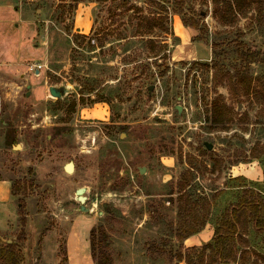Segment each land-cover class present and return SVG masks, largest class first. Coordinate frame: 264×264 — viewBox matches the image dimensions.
Listing matches in <instances>:
<instances>
[{"label": "rangeland", "instance_id": "374dc122", "mask_svg": "<svg viewBox=\"0 0 264 264\" xmlns=\"http://www.w3.org/2000/svg\"><path fill=\"white\" fill-rule=\"evenodd\" d=\"M27 4V22L0 38V56L8 58L0 61V178L18 191L13 203L7 191L0 195V243L17 241L23 229L21 200L24 264H94V228L97 243L100 231L106 233L112 264H181L176 230L186 158L195 164L191 204L240 185L230 182V170L248 164L252 152L264 169V0L262 15L255 1L231 24L213 16L212 0L188 2L206 15L207 43L217 40L231 50L222 72L243 68L263 83L255 82L250 96L214 81L212 59L172 61L174 13L159 0ZM150 39L167 50L157 54ZM239 48L261 56L245 67ZM35 64L41 68L31 69ZM50 87L67 92L56 98ZM221 96L232 119L215 126L211 106ZM69 162L73 173L65 171ZM245 183L264 192V182ZM80 188L84 203L77 199ZM235 191L228 187L217 196L211 223L234 202ZM248 237L264 253L261 237L252 230Z\"/></svg>", "mask_w": 264, "mask_h": 264}, {"label": "trees", "instance_id": "16d2710c", "mask_svg": "<svg viewBox=\"0 0 264 264\" xmlns=\"http://www.w3.org/2000/svg\"><path fill=\"white\" fill-rule=\"evenodd\" d=\"M172 9V13L178 14L181 17L183 24L191 27L199 32L196 40L207 41L205 33L206 28L203 23L206 15L202 11H196L195 7H191L188 2L190 0H159ZM255 1L260 2V15L263 14L262 3L263 0H212L214 10L213 16L224 24H231L235 21L237 12H242L246 7L247 10L251 8ZM129 0H124L128 3ZM223 9V10H222ZM246 11V10H245ZM163 20V19H161ZM160 21V19H158ZM156 21V22H158ZM161 22H159L160 24ZM158 24V26H159ZM163 23H161L162 25ZM154 26H157L154 25ZM164 28V27H163ZM207 29V28H206ZM167 30V29H164ZM150 43L153 44L154 52H165L167 49L162 47H155L152 39ZM212 47V67L214 69V81L218 83L228 82L230 91L236 96H250L254 95L256 85H263L260 79L254 78L247 73L243 68H236L232 73L229 70L222 72L221 65L227 56L231 55V50H226L225 45L217 40L211 42ZM165 48V47H164ZM238 58L245 67H250L251 64L256 63L261 56L260 51L245 50L239 48L235 50ZM158 56V55H157ZM156 55L154 57H157ZM223 61V62H222ZM264 61V60H263ZM243 66V67H244ZM264 89V87H263ZM232 119L229 107L224 101V98L217 97L211 106L210 122L215 126L227 125ZM206 152V151H205ZM260 154L252 152L248 161L260 159ZM182 160V157H181ZM237 162L238 163H241ZM186 163L189 168L183 173L182 179L179 183V198L183 197V201H188L189 206L183 201L180 204L179 214L182 219L178 223L176 230V237L179 244L178 261L186 264H264V253L254 247L248 235L250 231H254L256 235L261 237L264 243V192L253 185H247L246 178L237 176L230 178V182L240 183L238 186H226L217 191L211 201L207 197H201L191 204L193 199L192 188L190 182L192 175L194 177V157H187ZM217 161L211 164L212 172L218 169ZM219 174V172H218ZM249 182V181H248ZM244 183V184H243ZM16 183L12 184V195L18 194L15 188ZM230 187L235 189L234 202L228 205L215 222V231L211 241L201 247L186 248L184 241L199 233L208 222L211 220L212 205L216 202L219 194L226 191ZM25 203L19 201L20 223L23 229L17 238V241L12 243H0V264H24L23 255L19 249V244L25 239V226L27 224V213L25 212ZM100 243L96 238V229L91 230L90 245L94 264H112L111 257L107 251L106 233L102 230Z\"/></svg>", "mask_w": 264, "mask_h": 264}, {"label": "crops", "instance_id": "0c3cea01", "mask_svg": "<svg viewBox=\"0 0 264 264\" xmlns=\"http://www.w3.org/2000/svg\"><path fill=\"white\" fill-rule=\"evenodd\" d=\"M35 0H0V38H5L4 32L11 34L12 29H19L22 24L27 22L26 16L29 11L23 9L24 3L34 2ZM172 36L170 41V56L174 62L183 61H209L212 59V47L211 43L206 41L196 40L199 35L198 31L187 27L183 24L181 17L178 14H172L171 16ZM9 37V36H8ZM174 40V41H172ZM1 50L4 49V42ZM5 52H3L4 54ZM0 56V61L8 63L5 58ZM233 177L243 176L250 182L263 183L264 182V169L260 166V161L254 160L248 164H240L239 166H233L230 170ZM264 184V183H263ZM8 187V188H7ZM3 190L7 191L10 197V201L13 203L12 195V182L10 179L0 178V195ZM7 197V196H6ZM215 231V225L208 222L206 226L197 234L190 236L184 241L186 248L201 247L211 241ZM181 264H186L182 262Z\"/></svg>", "mask_w": 264, "mask_h": 264}, {"label": "water", "instance_id": "95a60500", "mask_svg": "<svg viewBox=\"0 0 264 264\" xmlns=\"http://www.w3.org/2000/svg\"><path fill=\"white\" fill-rule=\"evenodd\" d=\"M49 91H50V94L53 97L61 98L67 92V89L66 88L50 87ZM177 110H178L179 113L181 112V108L178 107ZM17 147H19V145H17ZM207 147H208V149H212V146L211 145H208ZM74 170H75V164H74V162H69V163H67L65 165V171L67 173H73ZM144 172H145V169L144 168H141L140 173H144ZM84 193H85V189L84 188L77 189V191H76L77 199L81 203H84L85 202V198L83 196ZM82 209L84 210V207H82Z\"/></svg>", "mask_w": 264, "mask_h": 264}, {"label": "built area", "instance_id": "2783aa9c", "mask_svg": "<svg viewBox=\"0 0 264 264\" xmlns=\"http://www.w3.org/2000/svg\"><path fill=\"white\" fill-rule=\"evenodd\" d=\"M34 68H36V69L41 68V65H39V64H35V65H33V66L31 67V69H34Z\"/></svg>", "mask_w": 264, "mask_h": 264}]
</instances>
